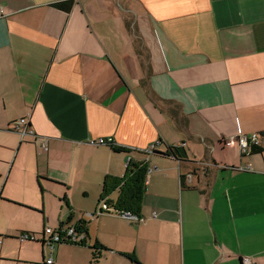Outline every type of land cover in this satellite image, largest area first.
Wrapping results in <instances>:
<instances>
[{
	"label": "crops",
	"instance_id": "1",
	"mask_svg": "<svg viewBox=\"0 0 264 264\" xmlns=\"http://www.w3.org/2000/svg\"><path fill=\"white\" fill-rule=\"evenodd\" d=\"M0 133V264H45L19 235L76 224L86 243L54 264H264V0H0ZM253 134L262 153L226 143ZM130 161L148 170L139 219L118 191L95 214Z\"/></svg>",
	"mask_w": 264,
	"mask_h": 264
},
{
	"label": "built area",
	"instance_id": "2",
	"mask_svg": "<svg viewBox=\"0 0 264 264\" xmlns=\"http://www.w3.org/2000/svg\"><path fill=\"white\" fill-rule=\"evenodd\" d=\"M11 130L18 133L21 136V140L30 135H33L32 130L29 127L28 120L26 118L21 119L11 126ZM227 145L237 144L242 156H247L252 153L253 148H259L261 145V138L258 134H253L250 136L247 135H239L236 139H229L226 142ZM92 146H102V145H112L111 141H106L105 139L99 140H91L89 142ZM46 144L44 145V148ZM156 147V146H155ZM153 147L151 151L155 149ZM150 151V152H151ZM129 163L127 164L128 167ZM101 209H99L95 214H101V212L109 211V206L102 203L100 205ZM98 207V208H100ZM89 216H93L92 214ZM123 217H128L129 219L138 220L137 216H133L129 213L123 214ZM156 217V215H154ZM86 232L85 228L80 225H71L68 227H60L59 229H52L50 227H46L40 233H29L24 232L19 235L18 240L20 242H34V243H41L43 247H47L51 252V255L45 260V264H54V258L52 254L54 253L56 247L61 244H70V245H77L82 246L86 243ZM243 264H252L250 258H243Z\"/></svg>",
	"mask_w": 264,
	"mask_h": 264
},
{
	"label": "trees",
	"instance_id": "3",
	"mask_svg": "<svg viewBox=\"0 0 264 264\" xmlns=\"http://www.w3.org/2000/svg\"><path fill=\"white\" fill-rule=\"evenodd\" d=\"M72 5V2H64L58 3L55 6H58L64 11L68 12L70 11ZM128 27L130 28V26ZM134 42L137 53L143 61V67H146L147 57L145 56V49L141 40L136 35L134 38ZM174 151V149L168 148L167 152L164 155H173L176 158L178 156L177 154H175ZM115 152L121 153L126 152V150L124 148H115ZM262 152L263 150H261L260 148H253L251 154H257ZM153 153H156L155 149L153 150ZM147 171L148 170L146 164L130 161L126 169L125 175L122 178L107 177L103 183L102 196L98 202V207H100V205L104 202L111 204V202L109 201L111 195L114 192L118 191V199L116 203H112L114 208L117 210L116 212H120L121 215L129 213L133 216L139 217L138 215L140 213L143 195L145 191ZM64 225L65 224H62V226ZM105 249V247L100 245L99 248L95 247L94 251L99 252Z\"/></svg>",
	"mask_w": 264,
	"mask_h": 264
},
{
	"label": "rangeland",
	"instance_id": "4",
	"mask_svg": "<svg viewBox=\"0 0 264 264\" xmlns=\"http://www.w3.org/2000/svg\"><path fill=\"white\" fill-rule=\"evenodd\" d=\"M12 133L15 134L16 132L13 131ZM16 134L21 137L18 133ZM12 144H14V142H12V137L9 134L0 133V181L2 180L3 182L5 180L3 175L8 168V156L10 155V148L8 145ZM0 189H2V187Z\"/></svg>",
	"mask_w": 264,
	"mask_h": 264
},
{
	"label": "water",
	"instance_id": "5",
	"mask_svg": "<svg viewBox=\"0 0 264 264\" xmlns=\"http://www.w3.org/2000/svg\"><path fill=\"white\" fill-rule=\"evenodd\" d=\"M126 218H128V217H126ZM129 219V218H128Z\"/></svg>",
	"mask_w": 264,
	"mask_h": 264
}]
</instances>
